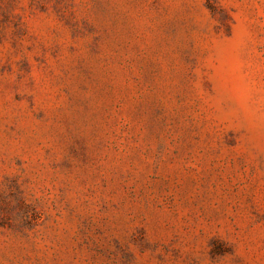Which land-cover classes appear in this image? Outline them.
<instances>
[{"label": "rangeland", "instance_id": "374dc122", "mask_svg": "<svg viewBox=\"0 0 264 264\" xmlns=\"http://www.w3.org/2000/svg\"><path fill=\"white\" fill-rule=\"evenodd\" d=\"M0 264H264V0H0Z\"/></svg>", "mask_w": 264, "mask_h": 264}]
</instances>
